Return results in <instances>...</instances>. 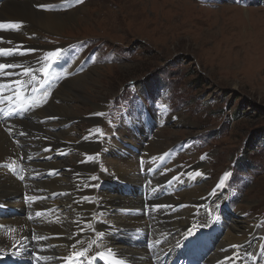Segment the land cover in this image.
Masks as SVG:
<instances>
[{
    "label": "rangeland",
    "instance_id": "374dc122",
    "mask_svg": "<svg viewBox=\"0 0 264 264\" xmlns=\"http://www.w3.org/2000/svg\"><path fill=\"white\" fill-rule=\"evenodd\" d=\"M75 1L71 12L76 23L59 32L44 29L48 35L40 39L43 46L49 41L65 52L72 66L68 80L53 83L51 90L47 89L50 83H44L49 95L38 110L20 112V101L15 98L0 104L19 112L10 118L18 122L27 115L44 116L54 106L53 121L45 122L48 128L38 130L37 137L49 153L61 156L67 168L51 176L48 193L63 194L58 201H89L84 189L89 177L97 178L90 182L95 186L88 187L93 191L102 183L101 171L117 164L118 150L135 154L132 148L120 149L124 144L136 149L145 144V150L136 155L145 152L165 160L153 171L145 169L156 175L152 186L160 193L159 204L175 198L191 209L220 194L225 212L222 224L240 226L236 234L240 240L254 233L264 242V0ZM58 2L64 15L67 1ZM39 5L35 9L42 12ZM16 22L29 24L14 34L17 42H27L29 30H36L34 24ZM87 73L94 80L87 77L85 84L72 83ZM10 94L5 89V96ZM58 96L63 100L55 102ZM61 102L64 107H59ZM97 106L100 116L92 120ZM144 109L155 122L143 137L135 124ZM50 132L59 135L49 136ZM52 164L45 168L52 171ZM189 173L203 179H181L175 187L174 177ZM165 177L170 179L160 183ZM104 189L103 185L98 190L95 202L106 192L118 194ZM217 231L216 237L222 238L209 245L211 251H217L229 233L217 235ZM256 249L252 243L249 255L255 257Z\"/></svg>",
    "mask_w": 264,
    "mask_h": 264
},
{
    "label": "bare ground",
    "instance_id": "6f19581e",
    "mask_svg": "<svg viewBox=\"0 0 264 264\" xmlns=\"http://www.w3.org/2000/svg\"><path fill=\"white\" fill-rule=\"evenodd\" d=\"M66 1L68 10L62 15L64 13L62 3L60 2V7L58 0H0V22L20 24L17 29L9 27L0 30V47L12 48L18 45L19 50L25 52L24 55L0 57V62L19 61L22 62L23 68L31 66L37 70L41 69L46 63L42 59L45 53L59 49L57 46L53 47L49 41L45 46L41 44L42 36L48 35L44 29L59 32L77 21L76 15L71 12L77 6L76 1ZM39 4L47 5L48 8L38 7L42 12L36 11L35 6ZM16 21H29L34 24L31 26L37 31L29 30L30 37L27 38V42L19 43L14 40L17 30L22 33L29 26L26 22ZM28 49L34 51H25ZM67 61V55L62 52L61 58L53 62L48 69L47 76H44L42 71L38 75L34 73L35 79L32 81L65 83L69 71L72 70L71 64ZM15 71L20 72L22 68ZM62 75H65L64 80L60 79ZM87 77L94 80L93 74L87 73L72 83L75 86L79 82L85 84ZM22 78L29 79L27 76ZM43 99V95H39L34 100L26 101L27 103L36 101V107L32 109L38 110L45 105ZM62 100L58 96L54 101ZM46 101L49 104L50 99ZM64 106V102L59 103V107ZM53 111L47 109L45 117L38 115L34 119L27 115L25 121H15L12 126L8 125V128L2 126V123L7 125L8 122L0 121V264H68L69 256L72 257V264H80L84 258L78 260L73 253L89 246L87 256L91 264H264V242L260 237L252 233L240 240V236L236 235L240 226L233 225L231 228L222 224L225 212L220 205L222 203L220 194L216 198L212 197L214 200H208L205 205L191 209L185 202L176 201L175 198L168 204H159L161 200L156 197L160 193L155 191L154 185L152 186L156 181V175L153 172H146L145 169L150 168L153 171L163 165L165 160H157L156 155H145V152L140 156L136 155L145 150V144L141 145L140 149L126 144L120 148L123 150L126 147L132 148L131 151L135 154H131L130 151H117V164L107 171H101L99 181L102 183H98L93 191L84 187L89 201L80 203L58 201L63 194L52 191L48 193L46 186L50 183L51 176L60 175V170L62 167L67 168V164L60 161L61 156L49 153L48 148L44 147L37 137L38 130L48 128L45 122L54 118ZM141 112L142 117L135 125L140 128L144 137L153 128L152 122L154 123L155 119L148 109ZM100 113L101 108L97 106L92 120H98ZM179 120L177 118L176 123ZM148 123L151 125L147 126ZM132 128L134 129L133 126ZM20 132L25 135H19ZM51 134L49 136L59 135ZM22 142L25 143L24 146H20ZM50 164L53 167L52 171L45 168ZM8 166H20L25 169L27 181L21 183L8 171ZM138 167L143 171L142 175ZM168 179L170 178L165 177L160 183ZM181 179L197 182L203 179V176L196 178L194 173L177 175L173 179L177 181L175 187L179 185L178 181ZM55 180L58 178L53 181ZM129 180L137 183L135 187ZM103 185L104 191L112 188L118 191V194L112 196L113 194L106 192L99 203L95 202L94 198ZM28 196L36 198L29 200L26 198ZM169 209L170 217L167 211ZM36 212H40L41 215L37 216ZM170 212L174 214L171 215ZM67 220L70 221L71 227ZM225 230L229 231L227 238L219 248L217 247V251H211L209 245H216L222 238L216 237V231L219 235L220 231ZM34 236L36 239H33ZM252 243L257 247L255 257L249 255ZM73 244L75 247H71ZM215 252L218 254L215 255ZM99 253H103L102 260Z\"/></svg>",
    "mask_w": 264,
    "mask_h": 264
},
{
    "label": "snow or ice",
    "instance_id": "6c2138e0",
    "mask_svg": "<svg viewBox=\"0 0 264 264\" xmlns=\"http://www.w3.org/2000/svg\"><path fill=\"white\" fill-rule=\"evenodd\" d=\"M78 2H83V0H78ZM40 8H48L47 5H39ZM17 29L20 27V24L18 23H5L0 22V30L7 29V28ZM25 51H34L33 49H28ZM13 54H19L24 55V51L19 50L18 45H14L12 48H5L0 47V57H8ZM62 56V50H54V51H48L43 56L44 63L43 67L39 70L32 68L31 66L27 68H23L22 62L19 61H6V62H0V104L5 103V101L11 103L14 98L20 100L19 104V110L20 112H28L32 108L36 107V101H32L29 105L26 106L25 101L27 100V97L29 94H34L38 91V88L35 84H32L31 81L35 79V75L39 74V72H43L44 76H47L48 69L52 66L53 62L58 61ZM22 68V71L17 72L15 69ZM29 77V79H23L22 77ZM12 77H16L15 79H10ZM5 89L10 90V95L5 96ZM48 95L47 92L43 93V98H46ZM0 114L4 116L11 117L14 114L18 115V113H14V111H4L3 108H0ZM100 115V114H98ZM19 135H25V133L20 132ZM199 175V173H197ZM227 175V174H226ZM21 180L24 179L23 175L19 177ZM97 179L95 176L89 177V182L84 185V187H94L95 185H92L90 183L91 180ZM223 183V181H221ZM29 200L35 199L34 196H28L26 197ZM84 199H89L88 197H85ZM159 207V206H158ZM167 207V205H165ZM37 216H40V212H36ZM198 227V226H197ZM33 239H36L34 236ZM40 239H43V237H40ZM71 247H75V244L71 245ZM90 250L89 248H86L84 250H77L73 253V255L79 260V258H84L80 261V264H91L90 258L87 256V252ZM99 258L103 259V253H99ZM39 258V257H37ZM68 264H72V257H67Z\"/></svg>",
    "mask_w": 264,
    "mask_h": 264
}]
</instances>
